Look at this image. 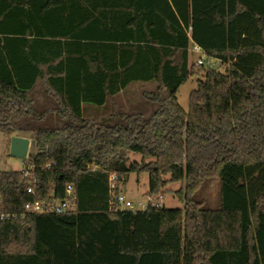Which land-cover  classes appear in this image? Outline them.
I'll return each instance as SVG.
<instances>
[{"label":"trees","instance_id":"obj_1","mask_svg":"<svg viewBox=\"0 0 264 264\" xmlns=\"http://www.w3.org/2000/svg\"><path fill=\"white\" fill-rule=\"evenodd\" d=\"M69 1L0 0V134L36 148L0 172V264H264V0ZM194 46L207 65L183 67ZM131 174L183 209L114 207ZM33 183L75 210L28 215Z\"/></svg>","mask_w":264,"mask_h":264},{"label":"rangeland","instance_id":"obj_2","mask_svg":"<svg viewBox=\"0 0 264 264\" xmlns=\"http://www.w3.org/2000/svg\"><path fill=\"white\" fill-rule=\"evenodd\" d=\"M204 56L193 55L191 56V63H195L197 59ZM206 60V58H205ZM207 61V60H206ZM203 80V75L200 78H191L186 84H184L177 93V100L181 108L188 113L189 111V99L192 92L197 90V82ZM147 116L151 115L155 111L153 105H149L144 109ZM26 139L30 142V148L28 151V157L26 161H20L12 159L10 157L11 142L13 138ZM36 154V148L32 134L26 135H14L13 137H7L0 134V172L1 173H25L29 162L33 160ZM130 163H140L141 157L139 155L130 154ZM182 188L180 184L170 185L165 189L166 198L159 203V198H148L147 193L149 190V178L147 175L140 179L136 174H131L125 188L122 189L121 196L130 200L134 204L133 211H144L145 208L149 207L151 199L155 206L164 207L166 209H183V205L180 204L175 197V194ZM194 200L198 203L203 204L204 209L216 210L220 208V181L218 179L207 180L202 188L194 196ZM157 203V204H156Z\"/></svg>","mask_w":264,"mask_h":264},{"label":"built area","instance_id":"obj_3","mask_svg":"<svg viewBox=\"0 0 264 264\" xmlns=\"http://www.w3.org/2000/svg\"><path fill=\"white\" fill-rule=\"evenodd\" d=\"M193 55H198V56H204V59L199 58L197 61L194 63L196 66H204L207 65V61L205 60V55L203 51L194 46L191 49L185 51L184 55L181 57V62L183 67H187L188 65L191 64V56ZM215 65L212 64V67ZM31 169H28L25 174L29 173ZM98 172H101V170H97ZM28 175V174H27ZM26 175V177H27ZM115 177H111V181H114ZM152 204L149 205V207L145 208L144 210L148 208H159V206H155V203L149 199ZM76 201V195L72 187H68L66 189V199L64 201H47V202H41L38 200L34 188V183L30 185L26 192V198H25V203H24V211L28 215H33V216H43V215H49V214H55V215H62L67 212H71L75 210L74 203ZM163 201L162 198L159 199V203ZM157 204V203H156ZM114 207L118 208L120 211H133L134 210V204L126 199L125 197L119 195L118 197L115 198ZM0 219H2L0 217Z\"/></svg>","mask_w":264,"mask_h":264},{"label":"water","instance_id":"obj_4","mask_svg":"<svg viewBox=\"0 0 264 264\" xmlns=\"http://www.w3.org/2000/svg\"><path fill=\"white\" fill-rule=\"evenodd\" d=\"M30 148V142L26 139L13 138L11 142L10 157L20 161H26L28 157V151Z\"/></svg>","mask_w":264,"mask_h":264},{"label":"crops","instance_id":"obj_5","mask_svg":"<svg viewBox=\"0 0 264 264\" xmlns=\"http://www.w3.org/2000/svg\"><path fill=\"white\" fill-rule=\"evenodd\" d=\"M74 2H75V0H73V1H69V5L70 6H72L73 4H74ZM77 5V4H76ZM192 48V47H191ZM150 99V98H149ZM139 102H141V101H139Z\"/></svg>","mask_w":264,"mask_h":264}]
</instances>
